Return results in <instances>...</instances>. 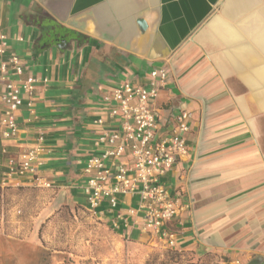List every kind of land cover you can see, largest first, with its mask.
<instances>
[{
	"label": "crops",
	"instance_id": "crops-1",
	"mask_svg": "<svg viewBox=\"0 0 264 264\" xmlns=\"http://www.w3.org/2000/svg\"><path fill=\"white\" fill-rule=\"evenodd\" d=\"M40 24L79 37L55 40ZM0 34L24 62L21 77L39 80L31 107L24 100L18 111V138L0 144L15 154L43 137L39 175L52 204L86 208L83 169L100 152L91 119L102 96L163 66L161 130L192 112L188 154L163 177L185 207L173 248L264 264V0H0ZM116 199L101 202L98 218L127 242L160 244L141 229L139 194Z\"/></svg>",
	"mask_w": 264,
	"mask_h": 264
},
{
	"label": "built area",
	"instance_id": "built-area-1",
	"mask_svg": "<svg viewBox=\"0 0 264 264\" xmlns=\"http://www.w3.org/2000/svg\"><path fill=\"white\" fill-rule=\"evenodd\" d=\"M25 66L20 57L9 51L6 37L0 34V141L16 140L20 129L17 114L27 100L34 102L39 81L35 76L22 78ZM163 66H152L142 83L121 81L102 96V113L91 119L97 127L93 140L98 154L87 158L83 169L86 182L82 187L86 210L107 200L115 207L116 196L139 194L137 210L141 211V229L166 247L175 244L172 222H180L185 207L180 198L167 190L163 177L188 154L185 134L189 131L192 112L184 109L173 116L171 125L161 130L155 107L160 90L167 83ZM112 124V125H108ZM43 137H37L32 147L11 154L0 144V189L11 186L51 188V183L39 175L42 164ZM134 210H130L132 214ZM126 223V219H123ZM117 229V224H113Z\"/></svg>",
	"mask_w": 264,
	"mask_h": 264
},
{
	"label": "rangeland",
	"instance_id": "rangeland-1",
	"mask_svg": "<svg viewBox=\"0 0 264 264\" xmlns=\"http://www.w3.org/2000/svg\"><path fill=\"white\" fill-rule=\"evenodd\" d=\"M53 196L37 186L0 189V264H230L223 254L127 242L95 213L52 204Z\"/></svg>",
	"mask_w": 264,
	"mask_h": 264
},
{
	"label": "trees",
	"instance_id": "trees-1",
	"mask_svg": "<svg viewBox=\"0 0 264 264\" xmlns=\"http://www.w3.org/2000/svg\"><path fill=\"white\" fill-rule=\"evenodd\" d=\"M40 26H41V24H40ZM53 26H54V25L49 24L48 26H47V25L41 26V28H42V31L44 30V31H46V32L48 33V30H49V29H50V30H54V29H55ZM54 31H55V33H54L53 37H55V40L63 39V38H65L67 35H69V33H70V32H68L66 29H65L64 31H63L62 29L59 30V31H57V30H54ZM70 34H72V35H73L74 37H76V38L79 37V36H78L79 34H77V33L71 32ZM50 40H51V39H49V41L43 42V44L46 45V46H48L49 43L51 42Z\"/></svg>",
	"mask_w": 264,
	"mask_h": 264
},
{
	"label": "water",
	"instance_id": "water-1",
	"mask_svg": "<svg viewBox=\"0 0 264 264\" xmlns=\"http://www.w3.org/2000/svg\"><path fill=\"white\" fill-rule=\"evenodd\" d=\"M138 24L141 28H145V26H146L142 19L138 20ZM60 44H64V40H61ZM249 264H261V261H260V259L257 258V259H254L253 261H251Z\"/></svg>",
	"mask_w": 264,
	"mask_h": 264
}]
</instances>
